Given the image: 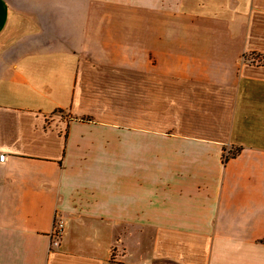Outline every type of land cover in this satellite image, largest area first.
<instances>
[{
    "label": "crops",
    "instance_id": "crops-1",
    "mask_svg": "<svg viewBox=\"0 0 264 264\" xmlns=\"http://www.w3.org/2000/svg\"><path fill=\"white\" fill-rule=\"evenodd\" d=\"M254 54L264 0H0V264H264Z\"/></svg>",
    "mask_w": 264,
    "mask_h": 264
},
{
    "label": "built area",
    "instance_id": "built-area-1",
    "mask_svg": "<svg viewBox=\"0 0 264 264\" xmlns=\"http://www.w3.org/2000/svg\"><path fill=\"white\" fill-rule=\"evenodd\" d=\"M5 158H6V154L1 153L0 154V161H4ZM63 224H64V222L62 220H57L54 223L53 231H52V236L54 237V241H53L54 245L57 244V239L62 235Z\"/></svg>",
    "mask_w": 264,
    "mask_h": 264
},
{
    "label": "trees",
    "instance_id": "trees-1",
    "mask_svg": "<svg viewBox=\"0 0 264 264\" xmlns=\"http://www.w3.org/2000/svg\"><path fill=\"white\" fill-rule=\"evenodd\" d=\"M248 60H251V61L256 60V61H259L261 63H264V58H261L260 55H258V54L251 55V57H249ZM229 154H234V153H233V151L232 152L230 151Z\"/></svg>",
    "mask_w": 264,
    "mask_h": 264
},
{
    "label": "rangeland",
    "instance_id": "rangeland-1",
    "mask_svg": "<svg viewBox=\"0 0 264 264\" xmlns=\"http://www.w3.org/2000/svg\"><path fill=\"white\" fill-rule=\"evenodd\" d=\"M261 63V62H260ZM263 64V63H262Z\"/></svg>",
    "mask_w": 264,
    "mask_h": 264
}]
</instances>
